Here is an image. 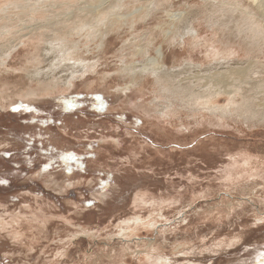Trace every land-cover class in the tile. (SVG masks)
<instances>
[{"label":"rangeland","instance_id":"1","mask_svg":"<svg viewBox=\"0 0 264 264\" xmlns=\"http://www.w3.org/2000/svg\"><path fill=\"white\" fill-rule=\"evenodd\" d=\"M221 2L170 0L150 27L139 21V33L154 31L159 47L164 32H172L164 23ZM235 3L257 14L249 0ZM242 18L225 16L233 37ZM209 23L206 16L197 22L199 36L184 44L163 43L169 67L213 61V44L220 50L229 35ZM121 31L110 33L105 51L99 42L76 39L89 65L52 94L21 97L31 86L25 67L49 45L45 37H29L1 69L0 179L9 184L0 185V264L20 258L28 264H261L264 224L256 221L264 219V126L165 110L152 78H129L131 63L120 55L132 30ZM226 99L213 103L223 106ZM18 105L37 111H12ZM68 153L82 159L66 168L60 156ZM109 173L114 185L100 187Z\"/></svg>","mask_w":264,"mask_h":264},{"label":"bare ground","instance_id":"2","mask_svg":"<svg viewBox=\"0 0 264 264\" xmlns=\"http://www.w3.org/2000/svg\"><path fill=\"white\" fill-rule=\"evenodd\" d=\"M169 1L0 0V71L15 49L19 45H25L29 37L33 36L35 40L45 37L49 40V45L35 49L38 52L33 56V62L29 63L33 67H25L31 86L21 97L55 93L61 85L67 86V81L71 82L76 78L75 75L89 65L87 62L85 65L81 59V43L76 39L99 42V47L105 51L110 45V33L129 26L133 41H125L120 56L131 64L123 67L127 68L129 78L136 81L147 78L154 80L158 89L157 97L165 100V110L171 113L188 111V114H200L201 118L210 114L211 118L216 116L241 122L246 126H264V0H249L257 11L255 15L245 12L235 0H222L221 5L211 3L213 6H209L210 8L206 5L191 19L175 18L171 23L162 25L164 29L169 25L172 32H164L161 26L158 28L159 32H164L165 40L155 48L154 31L139 33V21L144 24L142 28L146 25L150 27L149 22L160 9H167V6L170 8ZM226 5L230 8L224 9ZM235 12H239L243 20L241 24L237 23V36L233 37L231 30L227 28L225 16ZM257 15L263 22L256 19ZM205 16L213 28L223 32L224 37L229 35L220 50L213 44V61L206 64L184 59L185 62L169 67L163 43L169 42L170 46L178 42L184 44L191 34L193 38H197V22L205 19ZM152 54L156 55V59H152ZM136 57L141 58L138 64H135ZM220 69L224 71L220 72ZM182 71L187 75L181 77ZM222 95L227 97L226 104L215 105V98ZM249 192L248 190L246 193Z\"/></svg>","mask_w":264,"mask_h":264},{"label":"snow or ice","instance_id":"3","mask_svg":"<svg viewBox=\"0 0 264 264\" xmlns=\"http://www.w3.org/2000/svg\"><path fill=\"white\" fill-rule=\"evenodd\" d=\"M65 103L67 104L68 108L73 107V104L68 103L67 101H65ZM21 110L28 111V112L37 111V109H35L33 107H29L27 105H18L12 109V111H14V112H20ZM134 122L139 123L141 125L143 124V121L140 120L138 117L134 118ZM30 143H31V138H29V144ZM3 155L10 156V155H12V153L6 152ZM81 159H82V157L76 156L72 153H68V154L60 156V160H62L64 162V166L66 168L70 166L71 162L79 161ZM55 163H56V161L52 160L50 163L44 165V168L42 169V171L47 172L49 168H51L53 165H55ZM111 176H112V174L109 173L110 181H105V180L99 181L100 187L107 189L110 186V183L114 185V180H111ZM8 184H9V180L0 179V185L7 186ZM185 223H187V221H185ZM256 223L257 224H264V219H257ZM18 239H19V237L16 238V240H18ZM16 240H14L13 243H15ZM260 262H261V264H264V252H262L260 254ZM3 264H28V262L23 260V258H20V259H16L13 261H4Z\"/></svg>","mask_w":264,"mask_h":264}]
</instances>
